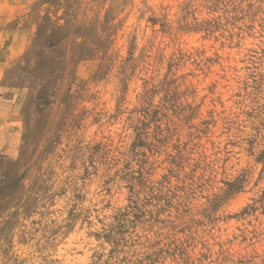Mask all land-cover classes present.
I'll return each instance as SVG.
<instances>
[{"label": "rangeland", "instance_id": "rangeland-1", "mask_svg": "<svg viewBox=\"0 0 264 264\" xmlns=\"http://www.w3.org/2000/svg\"><path fill=\"white\" fill-rule=\"evenodd\" d=\"M0 264H264V0H0Z\"/></svg>", "mask_w": 264, "mask_h": 264}]
</instances>
